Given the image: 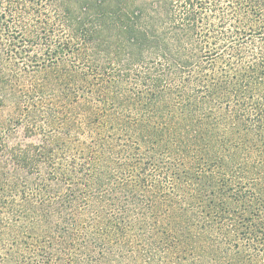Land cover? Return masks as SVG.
<instances>
[{"label": "trees", "instance_id": "1", "mask_svg": "<svg viewBox=\"0 0 264 264\" xmlns=\"http://www.w3.org/2000/svg\"><path fill=\"white\" fill-rule=\"evenodd\" d=\"M218 8L64 2L83 67L28 88L0 54V264H264V0Z\"/></svg>", "mask_w": 264, "mask_h": 264}, {"label": "rangeland", "instance_id": "2", "mask_svg": "<svg viewBox=\"0 0 264 264\" xmlns=\"http://www.w3.org/2000/svg\"><path fill=\"white\" fill-rule=\"evenodd\" d=\"M77 1L80 0H0V54L3 65L22 87H30L36 77H41L39 71L56 62L83 67L76 55L83 53L84 47L72 40L61 9L64 2L74 5ZM213 1L219 2L220 15L224 14L227 0ZM207 14L216 25L218 16L209 10ZM227 32L215 26L212 35L223 39ZM55 49L62 50L59 60L47 56ZM62 163L68 165L66 160Z\"/></svg>", "mask_w": 264, "mask_h": 264}]
</instances>
